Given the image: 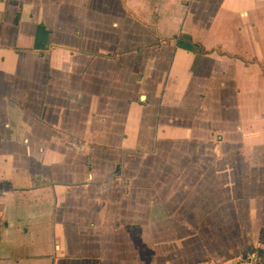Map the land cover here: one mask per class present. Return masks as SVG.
I'll return each instance as SVG.
<instances>
[{"label":"crops","instance_id":"crops-1","mask_svg":"<svg viewBox=\"0 0 264 264\" xmlns=\"http://www.w3.org/2000/svg\"><path fill=\"white\" fill-rule=\"evenodd\" d=\"M251 251L264 0H0V264Z\"/></svg>","mask_w":264,"mask_h":264},{"label":"built area","instance_id":"built-area-1","mask_svg":"<svg viewBox=\"0 0 264 264\" xmlns=\"http://www.w3.org/2000/svg\"><path fill=\"white\" fill-rule=\"evenodd\" d=\"M253 256L252 255H245V257L243 258H238V259H231V260H227L225 261L224 263L222 264H243L244 263V260H250L252 259ZM258 260L260 261L261 264H264V254H262Z\"/></svg>","mask_w":264,"mask_h":264},{"label":"trees","instance_id":"trees-1","mask_svg":"<svg viewBox=\"0 0 264 264\" xmlns=\"http://www.w3.org/2000/svg\"><path fill=\"white\" fill-rule=\"evenodd\" d=\"M249 255H252L253 258L250 260H244L243 264H261L260 261L258 260V258L261 256L258 252L256 251H251L249 252ZM247 255V254H246ZM241 258V257H240ZM231 260V259H230Z\"/></svg>","mask_w":264,"mask_h":264},{"label":"water","instance_id":"water-1","mask_svg":"<svg viewBox=\"0 0 264 264\" xmlns=\"http://www.w3.org/2000/svg\"><path fill=\"white\" fill-rule=\"evenodd\" d=\"M182 37L185 39V36L184 35H182Z\"/></svg>","mask_w":264,"mask_h":264}]
</instances>
